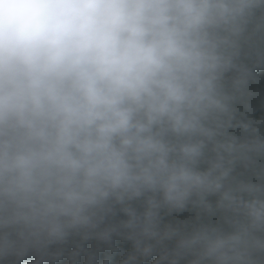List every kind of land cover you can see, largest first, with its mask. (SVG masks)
<instances>
[{
	"label": "clouds",
	"instance_id": "1",
	"mask_svg": "<svg viewBox=\"0 0 264 264\" xmlns=\"http://www.w3.org/2000/svg\"><path fill=\"white\" fill-rule=\"evenodd\" d=\"M260 66L264 0H0V258L119 206L142 256L264 264Z\"/></svg>",
	"mask_w": 264,
	"mask_h": 264
},
{
	"label": "trees",
	"instance_id": "2",
	"mask_svg": "<svg viewBox=\"0 0 264 264\" xmlns=\"http://www.w3.org/2000/svg\"><path fill=\"white\" fill-rule=\"evenodd\" d=\"M246 62L250 63V61ZM254 72L261 84H264V66L254 68ZM248 118L255 121L264 118V104L258 105L257 110ZM258 127L264 133V124H259ZM233 132L237 136H242L239 129ZM237 173L241 175V178L249 175L240 168L237 169ZM210 199L214 201L215 197ZM132 206L137 211H142L143 201H134ZM126 220L125 213L116 206L113 212L104 218L98 229H114L108 240L101 239L95 234L85 238L82 234L75 233L62 243L50 245L45 251L31 249L22 257L0 258V264H165L161 256L166 250L174 247V242L166 241L163 245L157 246L151 255L142 256L136 249L135 241L129 238L128 230L121 226ZM196 222L197 214L192 208L172 213L161 210V225L183 226Z\"/></svg>",
	"mask_w": 264,
	"mask_h": 264
}]
</instances>
